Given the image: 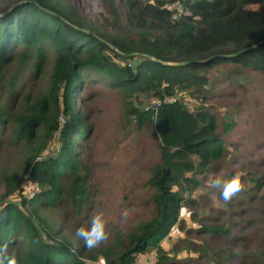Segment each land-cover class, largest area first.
I'll return each mask as SVG.
<instances>
[{"label": "trees", "instance_id": "16d2710c", "mask_svg": "<svg viewBox=\"0 0 264 264\" xmlns=\"http://www.w3.org/2000/svg\"><path fill=\"white\" fill-rule=\"evenodd\" d=\"M19 1L0 3V13L6 11L0 16V91L20 97L26 92L23 84L36 81L50 56L52 61L44 93L27 94L22 109L0 108V125L13 123L15 139L25 150V170L28 166V176L38 183L32 195L19 193L17 201L0 207V247L6 244L17 264H98L99 259L102 264H138L137 255L148 247L156 250L153 264H174L161 241L178 222L183 199L178 190L196 187V175L225 150L214 114L203 106L189 110L174 94L190 88L199 92L208 82V70L222 63L264 71V41L255 45L264 39V0H185L186 12L178 15L169 8L176 0H122L126 35L99 30L71 0L16 4ZM106 1L113 5V0ZM241 48L246 50L222 56ZM118 51L141 54L123 56ZM187 59V64L165 63ZM88 81L122 89L126 98L138 100L127 99V113L139 126L148 118L154 120L161 159L149 177L155 216L125 234L115 233L109 244L92 248L81 239L76 245L69 242L67 227L51 221V229L40 213L43 206L62 207L68 213V206L77 217L83 214L77 226L86 217L92 195L76 148L88 127L76 100ZM138 93L154 101L176 99L158 108L152 101L144 109ZM55 134L58 150L41 154ZM5 179L12 185L6 193L24 190L17 171Z\"/></svg>", "mask_w": 264, "mask_h": 264}, {"label": "rangeland", "instance_id": "374dc122", "mask_svg": "<svg viewBox=\"0 0 264 264\" xmlns=\"http://www.w3.org/2000/svg\"><path fill=\"white\" fill-rule=\"evenodd\" d=\"M71 1L99 30L110 35L127 34L122 0H113V5L106 0ZM169 8L175 15L183 12L173 8L172 3ZM51 57L36 81L23 84L26 92L20 97L14 98L10 90L1 89L0 108L6 107L9 112L22 109L27 94L44 93L49 84ZM208 73V82L199 92L195 88L179 89L174 95L189 110L203 106L214 114L216 130L223 132L225 150L205 172L196 175V187L178 190L183 196L178 222L161 245L174 264H264V71L222 63ZM137 96L144 109L154 101L144 93ZM127 99L138 101L126 98L122 89L103 82L88 81L78 92L76 107L83 113L88 131L78 139L77 159L88 175L91 203L84 210L87 214L80 226L77 223L83 214L77 217L68 206V213L62 207L40 208L49 227L51 221L56 227H67L65 238L75 245L79 239L77 229L88 227L97 212H103L108 220V238L101 245L109 244L115 233L125 234L155 216L154 186L149 177L161 161L159 131L152 118L139 126L134 115L127 113ZM60 116L59 122L63 123L65 118ZM13 128L12 122L0 125V207L7 201H17L19 193L31 195L38 185L28 176V166L25 170V150L22 142L15 139ZM38 133L41 134V128ZM35 141L37 146L40 137ZM59 145L55 134L46 141L41 154L55 152ZM193 159L196 161L197 157ZM238 169L245 170L247 175L243 189L231 200H223L220 190L208 187L211 179H227ZM12 171L20 173L23 191L14 189L6 193L12 185L5 175ZM156 257L155 248L148 247L137 255L136 261L153 264Z\"/></svg>", "mask_w": 264, "mask_h": 264}, {"label": "clouds", "instance_id": "9594fccd", "mask_svg": "<svg viewBox=\"0 0 264 264\" xmlns=\"http://www.w3.org/2000/svg\"><path fill=\"white\" fill-rule=\"evenodd\" d=\"M247 175L245 170L238 169L224 179L216 177L208 182L210 189L220 190L221 197L225 201L231 200L233 196L238 194L244 187L243 178ZM125 216L127 213L124 214ZM108 220L103 212H97L92 216L88 227H80L76 231V236L81 239L86 247L92 248L98 246L108 238L106 226ZM0 264H17L14 255L7 254V245L0 247Z\"/></svg>", "mask_w": 264, "mask_h": 264}, {"label": "water", "instance_id": "95a60500", "mask_svg": "<svg viewBox=\"0 0 264 264\" xmlns=\"http://www.w3.org/2000/svg\"><path fill=\"white\" fill-rule=\"evenodd\" d=\"M23 1L35 2V0H20V1L17 2L16 4H18V3H20V2H23ZM13 5H14V4H13ZM13 5H12V6H13ZM5 12H6V11L0 13V16L3 15ZM79 28H80V27H79ZM80 29H83V28H80ZM86 31L91 32L90 30H86ZM262 41H264V39L255 42V45L258 44V43H260V42H262ZM111 46H112V45H111ZM112 47L115 48L114 46H112ZM244 50H246V48H241V49L237 50L236 52H233V53H230V54H222V56L235 55V54L240 53V52H242V51H244ZM118 52H119L120 54H122L123 56H130V55H139V54H141V52H139V51H132V52H121V51H118ZM208 58H211V56H208V57H206V58H203V59H200V60H197V61H205V60H207ZM154 60H156V61H160L159 59H154ZM189 62H190V60L187 59V60H182V61H179V62L166 61L165 63H166V64H179V65H180V64H187V63H189Z\"/></svg>", "mask_w": 264, "mask_h": 264}, {"label": "built area", "instance_id": "2783aa9c", "mask_svg": "<svg viewBox=\"0 0 264 264\" xmlns=\"http://www.w3.org/2000/svg\"><path fill=\"white\" fill-rule=\"evenodd\" d=\"M184 2H185V0H176V1H174V2H172V6H173V8H175L176 10H178V11H183V12H186L185 10H184ZM175 12V11H174ZM130 64V63H129ZM176 99V97L175 96H170V97H165L163 100H155L154 101V106H155V108H158L160 105H161V102H163V103H165V102H172V101H174ZM34 193V192H33ZM32 193V194H33ZM31 194V195H32Z\"/></svg>", "mask_w": 264, "mask_h": 264}]
</instances>
